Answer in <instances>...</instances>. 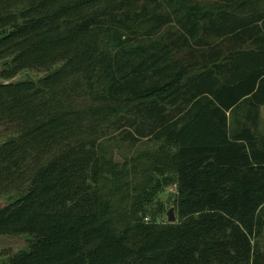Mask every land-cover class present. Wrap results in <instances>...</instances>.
Returning <instances> with one entry per match:
<instances>
[{
  "label": "trees",
  "instance_id": "1",
  "mask_svg": "<svg viewBox=\"0 0 264 264\" xmlns=\"http://www.w3.org/2000/svg\"><path fill=\"white\" fill-rule=\"evenodd\" d=\"M0 66L1 264H264V0H0ZM107 139L160 147L129 215Z\"/></svg>",
  "mask_w": 264,
  "mask_h": 264
},
{
  "label": "rangeland",
  "instance_id": "2",
  "mask_svg": "<svg viewBox=\"0 0 264 264\" xmlns=\"http://www.w3.org/2000/svg\"><path fill=\"white\" fill-rule=\"evenodd\" d=\"M39 74L38 72H32L28 71L25 73H22L15 77L14 80H22V79H36L38 78ZM262 126L264 129V108H263V122ZM103 144V153L105 154L106 159L108 162L106 163L107 167H111L114 164H117L118 169H122L123 164L126 161H130V164L128 166V171H127V178L128 184L124 185L123 191L126 192L128 191L130 196L127 197L124 200L120 199L121 192H116L115 194H112L113 199L117 202L118 205V210H124L125 214L128 213L131 210V205L137 195L141 193L143 185L146 183L147 177L151 174V170L148 169V164L144 161L143 159L138 158L143 151H150L152 150L153 152H156L160 147H153L152 143H149L145 140L140 141L137 144H131L128 141H113L112 139H107L101 141ZM102 151V150H101ZM174 150L170 151V156L169 154H166L168 159H171V154L173 153ZM134 158H136V162H134ZM137 163L136 168H134V164ZM163 165H165L163 163ZM126 174V172H125ZM107 177L111 178V174L107 173ZM104 190H108L111 187L110 182H106L104 180L103 182ZM128 185V187H127ZM176 193L177 189L176 186H169L165 188L163 191L154 194L152 200H148L145 209L147 211V216L146 220L150 221V218L153 216L152 214H157L160 217V221H168V212L169 210L174 207L175 208V200H176ZM150 198V197H148ZM146 198L144 202L148 199ZM163 209V210H161ZM151 213V215L148 213ZM162 211V212H161ZM175 214L177 215L176 208H175ZM16 240L19 241L18 244L14 246H9L10 248H0V264L1 261L4 260L6 257L18 251H21L23 249L28 248L31 239H28L26 236H19L15 237Z\"/></svg>",
  "mask_w": 264,
  "mask_h": 264
},
{
  "label": "water",
  "instance_id": "3",
  "mask_svg": "<svg viewBox=\"0 0 264 264\" xmlns=\"http://www.w3.org/2000/svg\"><path fill=\"white\" fill-rule=\"evenodd\" d=\"M0 70H1V66H0ZM13 80H3L0 78V84L4 85V84H8L10 82H12ZM5 206V202L4 201H0V209H2ZM168 221L169 222H176L177 221V215L175 214V208L172 207L169 212H168ZM19 241L16 240L15 238H9V237H0V247H11L14 246L16 244H18Z\"/></svg>",
  "mask_w": 264,
  "mask_h": 264
},
{
  "label": "flooded vegetation",
  "instance_id": "4",
  "mask_svg": "<svg viewBox=\"0 0 264 264\" xmlns=\"http://www.w3.org/2000/svg\"><path fill=\"white\" fill-rule=\"evenodd\" d=\"M0 248H8V247H0Z\"/></svg>",
  "mask_w": 264,
  "mask_h": 264
}]
</instances>
